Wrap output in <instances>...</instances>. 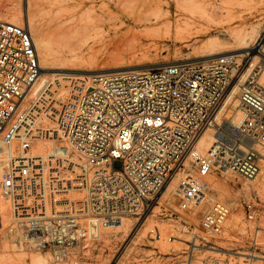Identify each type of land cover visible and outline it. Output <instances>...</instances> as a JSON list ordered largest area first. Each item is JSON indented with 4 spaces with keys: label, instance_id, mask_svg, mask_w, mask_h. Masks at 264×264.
<instances>
[{
    "label": "built area",
    "instance_id": "obj_1",
    "mask_svg": "<svg viewBox=\"0 0 264 264\" xmlns=\"http://www.w3.org/2000/svg\"><path fill=\"white\" fill-rule=\"evenodd\" d=\"M253 67L225 55L114 72L90 78L65 102L45 93L34 102L42 71L34 37L25 26L0 21V142L7 157L0 196L11 216L7 226L0 217V236L50 254L55 264H72L69 251L82 240L100 238L125 219L146 220L160 205L165 217L194 232L178 264H193L198 251L211 253L201 264H264V211L252 199L243 206L255 225L242 235L253 248L240 254L205 238L197 243L198 232L223 238L234 214L208 189L212 172L251 182L264 177V59ZM247 75L237 92L242 119L229 134L221 105ZM208 130L217 138L203 153ZM174 182L173 199L163 201ZM149 236L160 252L175 255L169 225Z\"/></svg>",
    "mask_w": 264,
    "mask_h": 264
},
{
    "label": "rangeland",
    "instance_id": "obj_2",
    "mask_svg": "<svg viewBox=\"0 0 264 264\" xmlns=\"http://www.w3.org/2000/svg\"><path fill=\"white\" fill-rule=\"evenodd\" d=\"M28 7L33 20L34 39L44 37L48 42L50 56L46 67L53 69L61 66L68 69L41 71L40 81L46 77L50 86L45 88V94L54 96L60 102L77 94L96 75L146 71L164 66V63L194 62L214 52H224L218 56L235 55L242 60L244 69L251 64L255 67L260 59H264V53L262 55L259 51L260 46L255 45L259 39L264 45V0H22L3 8L0 19L12 18L8 10L14 8L27 11ZM89 16L95 19L94 27L87 22ZM157 17H161L159 20L168 24L169 29L163 27L162 23L157 26ZM241 38L244 40L242 43ZM208 43L214 44L210 52L204 49ZM242 46H250L252 49L226 52ZM92 55L98 59V64L91 66V70L96 72L86 73L84 71L90 69V65H82V60L91 59ZM103 69L118 70L98 71ZM69 75H74V80L63 79V83L58 81L60 77ZM247 77L233 84L221 105L223 107L228 95L237 87L234 102L221 113L229 134L234 131V127H231L234 119L242 116L236 102L237 92ZM73 89L76 90L74 93ZM207 150L202 144L201 151L206 153ZM0 160L6 162L5 153L0 154ZM205 181L214 196L233 206V217L239 220V227L233 230L228 222L227 234L221 239L206 238L198 232L201 238L197 243L205 238L204 242L209 241L208 245L246 253L253 247L250 236L242 235V232L252 229L255 224L246 220L243 203L252 199L264 211V177L251 182L231 175L223 176L215 171ZM166 197L162 200H170V197L168 200ZM163 213V208L158 205L146 220L131 219L133 226L128 236H124V233L113 236L116 229L105 231L101 238L91 240L94 247L89 251L75 250L77 244L69 251L70 262L178 264L180 259L187 256V244L194 240V232L184 222L175 217H165ZM0 217L5 226L10 223V206L1 196ZM165 224L172 228L175 237L170 246L174 256L160 252L159 244L149 236L152 228ZM261 227H264L263 222ZM262 238L264 240V235ZM210 255L209 252L198 251L193 264H201V260ZM0 264L55 263L50 254L18 248L4 233L0 236Z\"/></svg>",
    "mask_w": 264,
    "mask_h": 264
},
{
    "label": "bare ground",
    "instance_id": "obj_3",
    "mask_svg": "<svg viewBox=\"0 0 264 264\" xmlns=\"http://www.w3.org/2000/svg\"><path fill=\"white\" fill-rule=\"evenodd\" d=\"M21 1L22 0H0V11H2L3 8H8L9 6L16 4V2H21ZM8 13L12 16V18L11 19H0V21L13 23V24H16L18 26H25L26 28H29L30 31L33 34V31H34L33 24H32L33 20H32V17H31V13L29 12V7L27 8V11L22 10V9H14L13 8L11 10H8ZM160 18L161 17H157L156 18V25L159 26L162 23L163 27H166L167 29H169V25L166 24V23H163V21H160L159 20ZM87 22L92 27H94L95 19L92 16L88 17ZM161 26L158 27L157 29L160 30ZM33 36H34V34H33ZM34 40H35V44H36L37 51H38V54H39L40 67H41L42 72H44V71H68L67 68H64V67H61V66L53 68V69L52 68H47L46 67V62L49 60V56H50L49 55L50 49H49V46H48V42H47V40L44 37L35 38ZM243 41H244L243 38H241L240 42L242 43ZM255 45L256 46H261V39H259ZM204 49L206 51L210 52V51H212L214 49V44L213 43H208V44H206L204 46ZM251 49H252V47H250V46H242L241 48L229 50V51H226V52L233 53V52H237V51L251 50ZM70 51L74 52L73 50H70ZM221 54H224V52L209 53L207 55L202 56L201 59L213 58V57H216V56L221 55ZM248 54H250V53H248ZM96 64H98V59L95 58L94 55L91 56V59L82 60V65H90V67H89L90 69L84 71L86 73L96 72L94 70H91V69H93L91 66L92 65H96ZM168 64H172V63H164V65H168ZM145 67H147V66H145ZM120 69H130V68H119V70ZM113 70H118V69H103V70H98V71L102 72V71H113ZM43 75L44 74H42V76ZM73 77H74V75L65 76L63 78L60 77L58 81L63 83V79L74 80ZM83 77L84 76H82V79H83ZM245 77H243L240 80V82L243 81ZM82 79H80V80H82ZM48 84H49V81L47 80L46 77L42 78L41 81H39L36 84V86H35V88L33 90L32 97H31V99H33L34 102H35V100L37 98H39L40 96H42L45 93L44 91H45L46 87H50V86H48ZM77 87L80 88L81 86L80 87L77 86ZM75 91L76 90L73 89L72 92L74 93ZM236 91H237V87H235L231 91V93L228 95L225 103L223 104L222 111L225 110L227 107H229L230 103L234 102ZM50 93H51V91H50ZM236 102H237V100H236ZM38 115H39L38 116L39 117L38 118L39 119L38 123L39 124L44 123L45 124L44 126L47 128L48 125L50 124L49 121L47 120V118H45V116H43L42 112H39ZM241 119H242V116H237L234 119L233 125L231 127L233 128V127L238 126V124L241 122ZM216 138H217V135L215 134V131L208 130L205 133V135L203 136L202 144L205 146L206 149H208L215 142ZM1 153L3 154L4 151L2 150V144L0 142V154ZM4 163H5V161L0 160V178H1V174L3 172V168H4L3 164ZM258 179H256L253 182L258 181ZM248 185L251 186V184H248ZM175 186H176V182L172 183L170 186H168L165 190L162 191L161 194H163V197H165V196L168 197V198L166 197V200H168L169 197H170V200L173 199V195L172 194H173V189H174ZM263 186H264V182H263ZM206 211H207V207H205L203 209V214H205ZM10 218H11V216H10ZM229 222H230V225L232 226L233 230H236L239 227V220H237L236 217L231 218L229 220ZM132 226H133L132 220H130V219L123 220L122 224L119 225L118 227H116L115 228L116 230L113 231V236H117V235L122 234V233H124V236H128L130 231L132 230ZM100 238H101V236H100ZM96 239H98V238H96ZM91 240H95V239L94 238H86V239L82 240L79 243L80 245L78 244V246L75 247V250H77V251H80V250L89 251V250H91L94 247V245L91 243Z\"/></svg>",
    "mask_w": 264,
    "mask_h": 264
}]
</instances>
